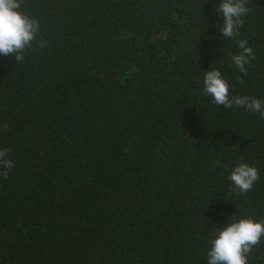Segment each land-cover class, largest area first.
<instances>
[{
	"label": "trees",
	"instance_id": "1",
	"mask_svg": "<svg viewBox=\"0 0 264 264\" xmlns=\"http://www.w3.org/2000/svg\"><path fill=\"white\" fill-rule=\"evenodd\" d=\"M220 2L21 0L46 44L0 55V264H207L215 228L264 221V119L203 93L216 68L264 100V0L239 29L247 75ZM241 161L260 175L244 193Z\"/></svg>",
	"mask_w": 264,
	"mask_h": 264
},
{
	"label": "clouds",
	"instance_id": "2",
	"mask_svg": "<svg viewBox=\"0 0 264 264\" xmlns=\"http://www.w3.org/2000/svg\"><path fill=\"white\" fill-rule=\"evenodd\" d=\"M247 0H221L215 10L223 17L219 31L224 38L236 39L240 51L230 56L233 65L247 75L246 65L255 59L253 49L247 40L237 39L239 29L244 25L243 17L250 9ZM40 32L39 21L21 10V0H0V55L14 56L16 62H22L24 52L37 42L42 49L44 40L37 41ZM238 82L243 80L238 78ZM203 93L212 103L225 108L245 107L249 112L259 113L264 119V100L249 95L232 96L230 85L222 77L219 69L205 71ZM7 128V124L4 125ZM9 150L0 149V178L7 179L13 161L8 158ZM228 179L239 193L250 191L260 179L256 167L241 161L232 168ZM264 239V221L252 217H240L230 220L222 227L214 229L207 250V264H248V256L253 248Z\"/></svg>",
	"mask_w": 264,
	"mask_h": 264
}]
</instances>
